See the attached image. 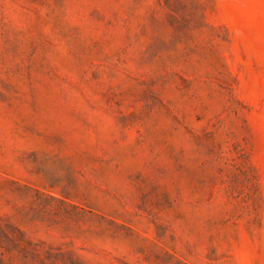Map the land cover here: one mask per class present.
Here are the masks:
<instances>
[{
	"label": "rangeland",
	"instance_id": "374dc122",
	"mask_svg": "<svg viewBox=\"0 0 264 264\" xmlns=\"http://www.w3.org/2000/svg\"><path fill=\"white\" fill-rule=\"evenodd\" d=\"M0 264H264V0H0Z\"/></svg>",
	"mask_w": 264,
	"mask_h": 264
}]
</instances>
